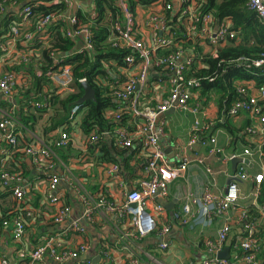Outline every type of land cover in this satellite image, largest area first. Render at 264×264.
<instances>
[{
	"label": "built area",
	"instance_id": "obj_1",
	"mask_svg": "<svg viewBox=\"0 0 264 264\" xmlns=\"http://www.w3.org/2000/svg\"><path fill=\"white\" fill-rule=\"evenodd\" d=\"M7 1L0 0V14L8 15L9 19L7 35L0 36V60L7 64L5 70L0 73L2 96L12 98L16 85L19 82L29 81L16 66L14 57L11 58V54L6 56L11 49L13 51V49L21 48L24 52L17 57L18 63L23 66L29 65L35 56L33 50L35 45L46 42L47 46L45 45L42 49L49 47L51 44L49 41L58 30L62 31L66 38L74 41L76 46L74 52L94 49L92 24L98 16L96 3L94 9L88 14L81 11L71 14L69 10L71 0H38V5L47 6L63 2L65 9L36 14L32 12L28 2L23 5L18 0H13L11 5H8ZM114 1L120 14L112 23L109 41L128 51L125 56V65H119L122 70L127 72L139 68L137 74L116 79L108 86L112 97L120 102L115 114L116 120L122 121L123 116H129V122L115 128L114 134L117 143L124 147H133L136 141L141 140L144 150L147 151V158L138 184L129 191H123L121 202L110 201L104 196L94 204L90 196L82 193L81 198L85 205L83 216L92 220L95 207L118 212L126 224V229L119 231L117 242L118 248L127 254L122 264H140V255L134 251L132 244L134 240L150 234L157 233L164 237L171 231V224L166 219L169 185L173 180L186 174L190 160L188 155L183 154L180 160L174 162L166 152L160 141V137L166 131V122L161 116L171 109L190 113L193 116V123L189 131L187 148L194 150L199 145L207 148L209 154L216 156L217 160L223 164V168L218 171L207 166L206 170L212 179H215L217 173H225L231 179L228 180L225 191L222 193L214 191L213 182L207 181L200 193L190 191L182 196L181 207L176 211L173 210L172 218L190 227L207 225L213 217H225L217 236L205 238L204 244L208 256L198 263L190 262L189 264H232L231 260L221 258L219 253L226 247L227 239L234 226L239 227L240 232L230 248L236 253L237 258L243 264H264L259 256L261 244L258 238L260 225L264 224V200L260 201L264 167L259 172L250 171L254 156L264 158V85L258 87L256 92H252L249 86L238 87L240 97L230 103L226 109L227 113L232 117L242 113L248 114L250 122L245 132L248 136L257 137V140L248 139L241 151H226L219 145L217 136L212 133L215 123L208 118L200 102H193L194 92L202 88L203 82H213L218 75H194L190 69L194 64H199V55L191 54L184 48V44L188 41L201 37L213 46V51L207 56L217 58L219 49L228 42V39H235L237 31L228 24V17L216 21L212 12L202 14L204 0H192L189 5H185L188 0H181L178 6H174L168 0H152L148 4L135 0V7H132L133 0ZM247 5L264 23V0H248ZM12 6L18 7L17 14L8 11ZM141 6L147 9L143 23H140L136 14V8ZM31 22L32 26L29 28ZM54 22H58V25L53 24ZM215 22H219L217 30L212 28ZM54 25L55 32L52 33L50 29H54ZM142 26L146 27L147 32H144ZM160 50H165V53L158 55L157 52ZM66 55V52L53 50L51 56L54 59V66L47 70L38 68L36 76L42 78V81H49L59 90L73 93L77 82L85 83L87 78L74 75L72 65L63 61ZM203 57L201 56L200 62ZM262 65H264L263 56L249 61L245 66L251 68ZM198 67L202 65L199 64ZM151 73L155 75L157 81L167 79L170 86L168 95L158 103L147 102L144 98V88L149 82ZM27 101L35 108H41L48 103L36 97L29 98ZM15 107L14 102L0 105V153L8 154L14 150H22L38 169L42 171L52 169L57 158L56 148L68 146L72 138L71 131L68 127L61 129L52 144L38 141L35 144L29 143L20 147L19 133L21 131L15 124ZM82 107V103L78 102L71 108L69 119L72 122H75ZM98 139V135L91 134L87 138V144H94ZM235 158H240V161L236 169L231 172L230 165ZM197 160L200 163L205 162L202 156H198ZM121 169L119 163L109 164L108 175L111 180L123 184ZM24 180L22 168L0 170V183L9 188L22 203L26 201ZM60 181L61 177L54 175L48 184L51 201L57 205L53 214V221L56 224L66 221L71 213V207L63 204L55 193ZM244 183H249V188L243 187ZM244 199L248 203L242 204L241 200ZM251 206H255L258 210V217L251 213ZM4 221L5 224L9 222ZM10 222L13 225L14 238L21 241L27 226L23 216L17 213ZM70 228L82 235L86 233V228L79 221L74 222ZM58 237V234L46 237L23 264H49L51 259L65 262L80 257L90 248L86 241L74 249L59 248ZM168 246V241L160 243L162 249ZM101 254L102 261L97 264H120V260L114 256L111 248L102 249ZM82 263L95 264V261L89 258ZM3 264L9 263L4 261Z\"/></svg>",
	"mask_w": 264,
	"mask_h": 264
},
{
	"label": "crops",
	"instance_id": "obj_2",
	"mask_svg": "<svg viewBox=\"0 0 264 264\" xmlns=\"http://www.w3.org/2000/svg\"><path fill=\"white\" fill-rule=\"evenodd\" d=\"M70 13L81 11L88 14L94 9L95 0H71ZM174 6L181 4V0H168ZM194 1V0H193ZM48 3V1L46 2ZM192 0L185 2L191 4ZM18 7H10L8 11L17 14ZM147 9L146 7L136 8V14L140 23L144 22ZM2 17H5L2 15ZM57 24L58 22H54ZM228 24L233 29V19L228 17ZM219 22L213 23L212 28L218 29ZM32 26V22L29 28ZM3 36L7 35V29L3 28ZM144 32H147L145 26H142ZM52 33L54 29H50ZM237 31L235 38L236 43H240V31ZM180 39V38H179ZM178 39V40H179ZM52 42V38L49 43ZM232 39L223 44L222 48L232 44ZM46 42L35 45V56L29 65L23 66L18 63L22 52L20 49H12L6 56L14 57L13 60L27 78L28 82H19L16 85L14 96L6 98L0 92V105L4 106L6 103L14 102L15 107V124L20 129L19 143L23 147L29 143L35 144L38 141H44L52 144L55 138L59 135L60 130L68 127L72 133V138L68 146L64 148H56L57 158L52 169L42 171L34 166L28 155L24 152L14 150L8 154L0 153V170H15L23 169L25 175L24 185L26 186V196L24 203L18 201L11 190L0 183V264L4 261L9 264H23L29 259L32 251L48 236L58 234L57 245L59 248H77L80 243L86 241L89 243V250L76 259H71L65 262L50 260L49 264H83L82 261L92 258L96 262L102 261L101 250L104 248H111L113 254L122 264L127 258L124 250L118 248V234L120 230L126 229L125 221L118 214V212L111 211L107 208L95 207L93 219H86L83 214L85 205L82 202V193L87 194L93 199L94 204L97 203L101 197H106L113 202H121L123 198V191H129L135 187L142 177L145 161L147 158V151L144 150L142 141L135 142L133 147H124L119 145L114 134L115 128L121 126V121L116 120V110L120 106L117 102L115 108L108 110V115L114 126L111 130L104 131L100 134L99 139L95 142L94 148L87 144L88 136L82 129V120L87 113V108L82 107L78 113L75 122L69 119L70 112L67 118L62 123L54 125L53 120L62 112V107L59 103L50 101L49 97L54 94L59 99H64L70 92L67 90H59L49 81L41 83L36 79V71L44 65V58L41 55L42 48ZM47 46V45H46ZM184 48L191 54H198V63L205 66L206 62L201 60L211 54L213 46L209 44L204 38H197L190 40L184 44ZM12 52V53H11ZM165 53V50L157 52L158 55ZM20 64V65H19ZM198 64V65H199ZM6 63L0 60V73L6 68ZM139 68H134L125 72L122 67L114 64L107 66V75L100 77L102 85L109 86L116 79L125 78L138 73ZM235 86H249L252 92H256L258 86L255 80L235 81ZM169 83L167 79L157 81L153 73L150 74L149 82L144 88V98L147 102L158 103L168 95ZM77 87L75 88L76 92ZM36 97L41 101H47L45 106L37 109L28 104V99ZM194 103H201L203 111L208 118L215 123L212 133L218 138V143L226 151H241L246 146V141L257 140V137L248 136L245 132L247 125L250 122L249 116L242 113L239 116H229L227 110L221 111L220 107V93L214 90H204L203 88L194 92ZM34 114L35 121H30V124H24L22 116L25 114ZM222 113V114H221ZM224 115H227L230 123L235 128L234 133L230 132L223 125H218L219 118L225 121ZM31 116V118H32ZM165 122V134L160 137L162 145L169 150L168 155L177 162L181 159L183 154L188 155L189 167L186 174L176 180H173L169 185V197L166 203L175 200V211L181 207L182 196L192 191L200 193L203 185L207 181L213 182V189L216 192L222 193L225 191L229 177L225 173H217L215 179L207 172V166L218 171L223 168L216 156L209 154L207 148L197 146L194 150L187 148V141L189 131L193 123V116L190 113L169 110L161 116ZM54 125V126H53ZM202 156L205 158L204 163H200L197 158ZM119 163L121 165V180L123 184L113 181L109 178L108 167L109 164ZM227 166V165H226ZM264 167V158L254 156L251 160V172H259ZM236 169V168H235ZM233 163L230 165V171L235 170ZM54 175L61 177L58 189L55 191L57 196L61 199L63 204L71 207L70 216L61 224H56L53 221V214L56 211L57 205L51 201L48 192V184ZM249 188V183H244L243 187ZM159 200V199H158ZM161 201V200H160ZM242 204L248 201L241 200ZM21 213L27 226L26 232L21 241L14 238L13 225L11 219L17 214ZM167 222L171 224V231L164 237L157 233L150 234L144 238L134 240L132 248L140 255V264H189L190 262H200L208 256L205 238H214L217 236L218 229L225 221V217H213L211 221L204 226L190 227L184 225L172 218V214L168 210ZM4 220L9 221L5 224ZM76 221H79L85 228V234H79L73 231L70 227ZM229 238L226 242V247L230 246L240 232V228L234 226ZM162 241H168L169 246L166 249L160 247ZM264 249L260 252H262ZM230 259L232 264H243L237 258L236 253L230 250ZM260 256V254H259ZM261 262L264 263V253L260 256Z\"/></svg>",
	"mask_w": 264,
	"mask_h": 264
},
{
	"label": "trees",
	"instance_id": "obj_3",
	"mask_svg": "<svg viewBox=\"0 0 264 264\" xmlns=\"http://www.w3.org/2000/svg\"><path fill=\"white\" fill-rule=\"evenodd\" d=\"M20 3L28 2L32 7L33 13L49 12L51 10L63 11L65 5L63 2L45 5L39 4L38 0H18ZM142 4H148L152 0H138ZM13 0H8L7 4L11 5ZM97 18L92 24L94 43L93 50H85L83 52H74L76 46L74 41L66 38L62 31L58 30L53 35L52 42L49 47L42 49L41 55L44 58V65L41 67L47 70L54 66V59L51 52H66L64 62L72 65L74 75L76 77L85 76L87 82L95 89L96 98L89 99L82 103L87 108V113L82 120V129L89 137L91 134L98 135L104 131L111 130L114 123L108 115V110L115 108L117 102L110 94L109 87L102 85L99 81L100 77L107 75V66L125 65V56L127 50L119 46H115L109 41L112 32V23L120 14L114 0H95ZM248 0H204L202 6V14L212 12L217 20H222L225 17L233 19V29L239 30L241 42L236 43L232 39V44L219 49L217 58L205 56L202 58L206 62L203 67H198L194 64L190 71L197 76L218 75L213 82L204 81L202 88L204 90H216L220 93V107L224 112L230 103L240 97L238 88L235 86L236 80H255L258 87L264 85V65L260 67L246 68V63L253 59L264 57V23L258 14L251 10L248 5ZM132 7H135V0L132 1ZM8 15L2 17L0 14V36L5 32L3 28L8 30ZM74 52V53H73ZM1 54V52H0ZM242 59H244L242 61ZM223 60V61H222ZM242 61V62H241ZM241 62V63H240ZM37 81L41 83L42 78L35 76ZM85 93L83 83L77 82V90L69 94L64 99H59L58 96L52 94L49 99L54 103H59L62 107V112H59L53 122L54 125L62 123L68 116L74 104L78 103ZM38 110L41 108H37ZM222 114V113H221ZM22 116L24 124H30V121H35L34 114ZM225 121L219 118L218 125H223L230 132L234 133L235 128L230 123L227 115H224ZM129 122V116L125 115L122 118L121 124L125 125ZM53 125V126H54ZM96 144H90L94 148ZM264 154V144H263ZM264 157V156H263ZM260 201L264 200V181L261 183ZM251 213L258 217L259 212L255 206H251ZM261 250L264 249V224L260 225L258 233ZM264 250L260 252L263 255Z\"/></svg>",
	"mask_w": 264,
	"mask_h": 264
},
{
	"label": "water",
	"instance_id": "obj_4",
	"mask_svg": "<svg viewBox=\"0 0 264 264\" xmlns=\"http://www.w3.org/2000/svg\"><path fill=\"white\" fill-rule=\"evenodd\" d=\"M27 2H23V5H25ZM65 55V53L63 54ZM83 86L85 87V93L83 95V97L80 99V103H83L84 101L86 100H89V99H95L96 98V92H95V89L88 83V82H85L83 83ZM167 152H169V150L167 149ZM240 161V158H235L233 160V168L235 169L236 168V165L238 164V162ZM248 161V160H246ZM231 178H229L230 180ZM174 203H175V200L169 202V203H166V208L170 211V213L173 215V208H174ZM230 246H227L225 247L220 253H219V256L221 258H226L228 260H231L230 259ZM97 260H95V264H97L96 262Z\"/></svg>",
	"mask_w": 264,
	"mask_h": 264
},
{
	"label": "rangeland",
	"instance_id": "obj_5",
	"mask_svg": "<svg viewBox=\"0 0 264 264\" xmlns=\"http://www.w3.org/2000/svg\"><path fill=\"white\" fill-rule=\"evenodd\" d=\"M45 81V80H44ZM44 81H42V82H44Z\"/></svg>",
	"mask_w": 264,
	"mask_h": 264
}]
</instances>
